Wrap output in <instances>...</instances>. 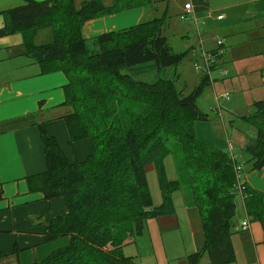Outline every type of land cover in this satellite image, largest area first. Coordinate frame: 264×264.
<instances>
[{
  "label": "trees",
  "instance_id": "16d2710c",
  "mask_svg": "<svg viewBox=\"0 0 264 264\" xmlns=\"http://www.w3.org/2000/svg\"><path fill=\"white\" fill-rule=\"evenodd\" d=\"M133 3L113 0L104 7L90 0L75 8L73 0H26L1 13L0 37L19 33L25 57L38 65L40 74H64V104L71 112L62 120L69 148L75 141L91 143L85 159L69 160L55 137L37 124L45 170L26 178L28 188L48 201L62 199L65 210L46 223L43 241L67 237L68 243L32 264H136L123 255L122 246L144 232L146 221L175 214V192L197 209L204 237L187 264H201L205 255L207 264L235 259L230 240L238 195L235 159L194 137V123L209 120L197 106L208 85L206 75L192 89L184 81L179 84L180 73L158 77L186 57L185 52L173 53L163 35L166 10L151 21L89 39L80 33L86 21ZM45 28L51 41L36 44L35 35ZM145 74L149 80L138 78ZM250 108L239 119L253 133L244 135L240 150L248 156L249 169L259 171L264 168V100ZM168 155L173 156L174 179L166 176L163 160ZM149 165L162 197L157 206H152L146 180ZM239 183L245 214L251 223H259L264 248V192ZM106 241L111 245L105 247Z\"/></svg>",
  "mask_w": 264,
  "mask_h": 264
},
{
  "label": "crops",
  "instance_id": "0c3cea01",
  "mask_svg": "<svg viewBox=\"0 0 264 264\" xmlns=\"http://www.w3.org/2000/svg\"><path fill=\"white\" fill-rule=\"evenodd\" d=\"M86 1L90 0H73V5L79 8ZM99 1L104 7H110L113 3V0ZM131 1L134 2L133 5L127 6L125 10L86 21L80 29L81 35L89 39L105 32L135 26L151 21L166 10L165 28L168 29L175 18L176 35L193 71L196 72L194 64L201 63V52L214 53L218 48L216 39L222 41L223 55L211 66L210 72L212 74L215 70L222 71L210 80L206 76L207 87L211 86L207 96L211 98L210 106L215 113L221 114L225 111L234 117H244L249 114L247 106L264 100V0H148L147 4H142L143 0ZM25 2L26 0H0V27L3 25L1 13L24 5ZM186 3L191 4L189 14L184 10ZM181 15L185 17L181 18ZM19 37L2 36L0 50H12L13 56L25 57L21 35ZM201 72L195 73L199 77L197 83L203 74ZM236 77H241L246 82V95L233 85ZM213 81H218L215 86L212 85ZM66 82L60 71L40 74L38 65L31 59L23 60L8 80L0 82V264L40 262L52 251L68 243L67 237L50 242L43 241L46 223L61 214L65 206L60 198L48 201L42 193L30 191L26 179L45 170L37 124H43L46 133L55 137L69 160H83L91 150V143L86 139L73 142L70 149L65 124H56L63 122L62 118L71 112V108L64 104L63 86ZM226 86L232 90L231 100L228 99L230 92L222 90ZM200 124L194 123L197 138L202 141L211 140L227 151V139L215 141L210 137L211 139L203 140L198 135L202 133ZM55 126L57 127L52 128ZM231 156L234 157L233 154ZM235 166H238L236 161ZM259 171L258 176L254 173L245 175L244 182L253 189L264 192V184L260 183L264 178V168ZM175 204L174 202L175 214L172 216L176 224L180 221L184 224L181 231L186 234L187 249L173 254H176L177 259L185 260L190 253L202 248L204 237L197 209L185 205L182 198L181 209ZM235 207V214L236 211H241L244 217H234L235 227L230 237L234 253L243 248L251 251L252 247L259 264H264V248L260 243L261 228L257 223H248L249 239H240L238 232L241 222L244 221L242 218L247 219L241 196L235 201ZM252 259L251 257L250 261ZM229 264H239L236 253L234 261Z\"/></svg>",
  "mask_w": 264,
  "mask_h": 264
},
{
  "label": "rangeland",
  "instance_id": "374dc122",
  "mask_svg": "<svg viewBox=\"0 0 264 264\" xmlns=\"http://www.w3.org/2000/svg\"><path fill=\"white\" fill-rule=\"evenodd\" d=\"M163 34L167 37L168 43L173 53H179L184 50L181 46L182 43H180L179 37L176 35L175 18L172 19L168 29L165 28V30L163 31ZM11 35H16L19 37L20 34L16 33V34H11ZM51 38H52V35H51L50 30L45 28V29H42L37 34L34 41L37 44L48 43L51 41ZM23 60L26 61L30 59L24 56H13L12 50H9V52L6 51L5 49L0 50V82H4L5 80H8L9 76L10 75L12 76L13 70L15 68H18L20 63L23 62ZM189 62L190 61L188 60V58L185 57V59L176 68H172V67L166 68L163 71H161V73L160 72L158 73V77L164 76L167 78H172L175 72L181 73L179 84L182 85L184 81L187 85V88L192 89V87L197 84V79L199 77H197V75L195 74L197 72L193 71L194 69H192L193 67L191 63ZM215 71L211 74L212 78L215 75L218 76L219 71H222V70H219L218 72L217 70ZM152 73L153 74H152L151 79L154 80L156 79L157 75H156V72L153 70H152ZM139 77L142 79L149 80L146 74L138 76V78ZM215 82H218V81H213L212 82L213 86L216 85ZM228 85L231 86L230 83H228ZM233 85L239 87L244 92V95L248 93V90L246 89L247 84L241 77L238 79L236 77V80L233 81ZM176 86L178 87V84H176ZM210 88L211 86L209 85L205 89L201 97H199V99L197 100L198 108L203 113H205L209 118L207 122H199L201 123L200 126L202 127L201 129L202 133H199L198 135H200V137H202L203 140L213 138L215 139V141H219L222 139L224 141L226 139L229 141V143H227L225 148L227 149L228 153L234 155L236 164H238V166H240L239 164H241V166L239 167L240 168L239 170H241L240 171L241 182H244L245 175L247 176V175L254 173L256 176H258L260 171H251L249 169L248 164L245 163L248 156L240 150V147L242 146L243 141H245L244 135L245 134L251 135V132L253 133V129H251L249 124L240 120L239 117H234L232 115H229L225 111H222L221 114L217 112L215 113L210 106L211 98L207 96V93L209 92V90H211ZM222 90H226L230 92V94L228 93V97H229L228 99L230 100L233 99L231 88L226 86L225 89H222ZM250 110H251L250 106H247L248 113L250 112ZM56 124H59L60 126L64 123L60 121L59 123H56ZM56 127L57 126L52 127V128H56ZM237 129L239 130V132L236 131ZM55 132H57V130H55ZM193 134L197 140L202 141L200 140L201 138H197L196 136L195 126H193ZM57 137H59L60 139V136H57ZM202 142H205V143L214 145L217 148H220L218 147L217 144H215L211 140H206ZM163 164H164L167 178L174 179L176 176V173H175V168H174L173 156L172 155L166 156L163 160ZM233 169H234V173H236L235 166H233ZM145 174H146L148 189L150 191L151 198H152V206H157L158 204L161 203L160 201L162 200V197H161L160 189L158 187L156 173H155V169L153 165H149L146 168ZM237 176L239 178V175ZM240 180L237 179L238 181L236 185L237 188L235 190V192H237L239 196H241V191H239ZM260 183L264 184V178L263 180H261ZM238 195L237 196L235 195V201L239 199ZM181 198L182 200H184L180 192H175L173 194V200L176 203L175 204L176 207L179 209L182 208L180 204ZM238 210H240V208ZM235 215L237 219L244 217V214L241 213V211H236ZM242 219L245 220L246 218H242ZM249 223L251 222L249 221ZM254 223H257V222H254ZM147 224H148L147 228H149L148 230L146 228ZM257 224L259 225V223ZM182 226H184L183 222L180 221L178 224H176V220L175 218H173L172 215L148 220L146 221L144 232L141 234H137L133 237H130L128 242H126L122 246V253L126 257H131V259L136 264H187L186 259L185 260L177 259L175 256L176 254L181 253L182 249H187L186 234L185 232L181 231ZM238 233H239L238 237L240 239H243V240L249 239L248 229L246 230L239 229ZM103 245L107 247L111 245V243L110 241H106ZM173 253H176V254H173ZM235 253L237 255L239 264H259V260L258 258L256 259V256L252 250V247H251V251L249 249L246 250V248H243L241 249V251L236 250ZM251 257L253 258L252 261H250ZM262 262H264V259ZM205 263L206 264L208 263V258L206 255L203 256L201 260V264H205Z\"/></svg>",
  "mask_w": 264,
  "mask_h": 264
},
{
  "label": "built area",
  "instance_id": "2783aa9c",
  "mask_svg": "<svg viewBox=\"0 0 264 264\" xmlns=\"http://www.w3.org/2000/svg\"><path fill=\"white\" fill-rule=\"evenodd\" d=\"M184 10H185V13H187V14L191 13V4L186 3L184 5ZM184 17H185L184 15L183 16L181 15V18H184ZM216 45L218 48H216V51L214 53H209V52L207 53L205 51H202L201 52V63H195L194 64L195 70L198 72H201V70H202L201 73L205 74L209 80L212 79L210 67L218 60V58H220L223 55V47H222L221 39H216ZM240 166H238V168H237V166H235L236 173H237V175H239V180H240V171H241V170H239ZM241 190H242V186L240 184L239 191H241ZM248 223H249V221L247 219L244 220L243 222H241L240 228L242 230H246L248 228Z\"/></svg>",
  "mask_w": 264,
  "mask_h": 264
}]
</instances>
